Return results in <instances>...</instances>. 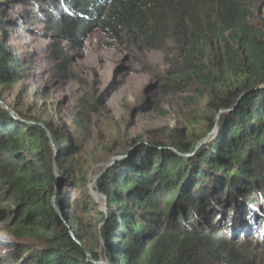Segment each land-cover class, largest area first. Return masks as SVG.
I'll use <instances>...</instances> for the list:
<instances>
[{
  "label": "trees",
  "instance_id": "16d2710c",
  "mask_svg": "<svg viewBox=\"0 0 264 264\" xmlns=\"http://www.w3.org/2000/svg\"><path fill=\"white\" fill-rule=\"evenodd\" d=\"M6 3L0 0L3 32L8 25L2 20ZM45 3L52 13L45 11L42 18L52 20L56 33L69 43L78 44L100 32L111 38L124 36L143 51L172 55L166 87L205 89L210 97L209 130L216 115L223 114L216 135L197 151L202 136L188 143L174 135L170 149L152 143L148 151L135 153L129 164L102 172L97 187L108 211L99 215L102 227L89 233L70 216L59 191L69 177L85 180L73 165L62 134L30 124L20 114L15 120L0 112V188L16 205L4 215L11 239L6 243L8 260L15 264H100L104 259L108 264H256L222 240H203L214 233L195 225L201 226L205 205L224 207L226 199L231 208L238 197L251 193L253 183H264V178L258 180L264 175V91H253L264 84V0ZM19 69L18 57L0 38V83L17 80ZM155 189L165 196L157 197ZM160 199L168 202L166 216L155 211ZM186 215L195 220L182 224Z\"/></svg>",
  "mask_w": 264,
  "mask_h": 264
},
{
  "label": "rangeland",
  "instance_id": "374dc122",
  "mask_svg": "<svg viewBox=\"0 0 264 264\" xmlns=\"http://www.w3.org/2000/svg\"><path fill=\"white\" fill-rule=\"evenodd\" d=\"M45 1L7 0L3 7L2 20L8 25L4 32L0 25V38L18 57L20 76L0 83V112L15 120L20 114L30 124L52 127L62 134L73 165L84 173L85 180L80 182L78 175L69 177L66 185L61 182L59 191L70 216L90 233L102 227L99 215L108 211L97 180L111 158L136 143H158L170 149L174 135L188 143L202 136L197 142L203 145L217 130L210 131L207 126L206 118L211 115L205 89L197 86L175 91L166 87L172 55L143 51L124 36L111 38L100 32L78 44L69 43L56 33L52 20L42 18L43 12H51ZM52 154L55 167V148ZM260 176L262 181L263 173ZM150 184L154 186V182ZM253 185L251 193L238 197L231 208L226 199L224 207L205 205L201 226L195 227H209L214 233L213 238L203 240H222L251 262L264 264V183ZM2 188L0 264H15L6 257V243L11 239L4 215L16 205ZM159 192L155 189L153 194L163 198ZM154 205L156 212L167 215V201L160 199ZM192 217L186 215L182 224L194 221Z\"/></svg>",
  "mask_w": 264,
  "mask_h": 264
},
{
  "label": "water",
  "instance_id": "95a60500",
  "mask_svg": "<svg viewBox=\"0 0 264 264\" xmlns=\"http://www.w3.org/2000/svg\"><path fill=\"white\" fill-rule=\"evenodd\" d=\"M253 91H264V84H261L259 86L254 87ZM3 109L7 110V108H3ZM221 113H222V111L216 115L214 127L210 131H212V130L216 131L218 129L217 123H218V120H219ZM46 132H47L48 138L51 140V136H50L49 132L47 130H46ZM51 145L53 146L52 141H51ZM201 145H202V142L199 141L198 144L196 145V151L201 147ZM149 149H150V146H147L144 144H140V143L133 144V145H131V147L128 149V151L126 153L122 152V153L118 154L117 156H115L114 158H111L109 160V162L107 163L106 168L109 169V168H113L117 165L129 164L131 161V158L135 155V153H138V152L144 153V152L148 151ZM172 152H174L175 154H177L179 156L183 155V154H180L174 150ZM183 156H188V155H183ZM58 212H59L60 216L63 217L62 212L60 211L59 208H58ZM100 264H108L107 259H104L102 262H100Z\"/></svg>",
  "mask_w": 264,
  "mask_h": 264
}]
</instances>
